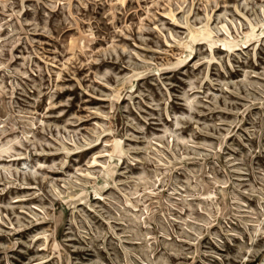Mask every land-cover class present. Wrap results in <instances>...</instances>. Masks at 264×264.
I'll return each instance as SVG.
<instances>
[{
  "label": "rangeland",
  "instance_id": "obj_1",
  "mask_svg": "<svg viewBox=\"0 0 264 264\" xmlns=\"http://www.w3.org/2000/svg\"><path fill=\"white\" fill-rule=\"evenodd\" d=\"M0 264H264V0H0Z\"/></svg>",
  "mask_w": 264,
  "mask_h": 264
}]
</instances>
